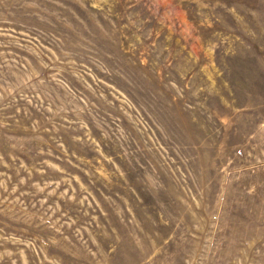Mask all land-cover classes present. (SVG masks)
<instances>
[{
  "label": "rangeland",
  "instance_id": "374dc122",
  "mask_svg": "<svg viewBox=\"0 0 264 264\" xmlns=\"http://www.w3.org/2000/svg\"><path fill=\"white\" fill-rule=\"evenodd\" d=\"M0 264H264V0H0Z\"/></svg>",
  "mask_w": 264,
  "mask_h": 264
}]
</instances>
